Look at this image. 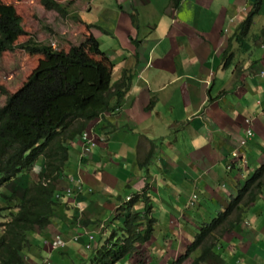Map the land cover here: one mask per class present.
<instances>
[{
    "label": "crops",
    "instance_id": "obj_1",
    "mask_svg": "<svg viewBox=\"0 0 264 264\" xmlns=\"http://www.w3.org/2000/svg\"><path fill=\"white\" fill-rule=\"evenodd\" d=\"M87 11L90 31L110 60L106 86L124 71L134 79L121 109L89 128L96 146L88 160L79 161L80 139L66 145L65 175L81 180L84 193L65 197L70 209L64 213L77 216L84 207L92 219L107 218L129 194L148 188L153 243L143 259L120 264H264V190L242 221L236 213L215 236L204 260L203 244L189 250L202 224L223 212L264 164V0H181L177 6L173 0H90ZM154 114L163 125L143 145L138 132L160 126ZM249 129L254 138L240 147ZM153 139L156 169L144 163ZM66 181L57 186L63 196ZM57 235L63 233L52 226L36 231L25 264H40L48 256L43 241ZM80 252L70 243L54 252L52 264H81Z\"/></svg>",
    "mask_w": 264,
    "mask_h": 264
},
{
    "label": "trees",
    "instance_id": "obj_2",
    "mask_svg": "<svg viewBox=\"0 0 264 264\" xmlns=\"http://www.w3.org/2000/svg\"><path fill=\"white\" fill-rule=\"evenodd\" d=\"M39 1L47 11L62 16L67 14L66 6L56 0ZM180 1L173 0V4L177 6ZM25 34L22 18L17 13L8 11L2 14L0 58L5 52H13L17 40ZM21 47L33 55L42 56L45 65L34 72L16 94L8 95L7 102L0 107V186L17 181L42 154L47 155V162L46 170L39 175V182L27 186L22 203L8 208L14 212L9 213L6 223L0 224V264H22L23 252L30 246L27 233L35 227L44 229L60 206L56 185L63 174L67 152L61 146L60 137L66 134L72 137L89 128L102 115L119 109L134 79L125 71L112 88L106 87L104 67L88 58L99 54L97 41L92 35L84 41V46H72L63 53L33 40ZM262 172L264 169L248 187L257 183ZM147 192L148 189H144L142 199H133L115 212L114 219L120 221L121 231L125 234L118 237L117 242L110 240L98 248L91 259L93 264H116L133 254L143 259L147 243L152 238L154 222L149 216L153 206ZM139 203H143V208L134 210ZM237 210V201H234L202 231L197 244H193L190 250L221 225L229 223ZM140 215L142 222H139ZM138 224L142 230L138 229Z\"/></svg>",
    "mask_w": 264,
    "mask_h": 264
},
{
    "label": "clouds",
    "instance_id": "obj_3",
    "mask_svg": "<svg viewBox=\"0 0 264 264\" xmlns=\"http://www.w3.org/2000/svg\"><path fill=\"white\" fill-rule=\"evenodd\" d=\"M74 1H79V0H74ZM74 1H72V2L70 1L67 4H65L64 2L57 1L59 3L64 4L66 6V8H67V14L65 16L60 15L61 17H66V16L69 15V13H70L69 6L72 5L74 3ZM82 1L83 2H85V1L87 2V8H88L90 0H82ZM38 2L41 5L39 0H38ZM172 9L177 10V8H175V7H173ZM47 12H54V11H47ZM72 12H73L72 18L76 22H80V26L85 28V31L87 32V34H85V36H84V39L82 40L83 41L82 44L80 45L82 47V46H84V41L87 38L91 37V35L95 38V36L90 31L93 26H88V24H87V21H88L86 19V15L88 14L87 10H84L81 14L79 13L78 16L74 14L73 10H72ZM55 13H57V12H55ZM18 16H20V15H18ZM22 23H23V19H22ZM243 26H250V21L244 22ZM94 28H96V27H94ZM23 29H24V27H23ZM245 31H244V33H245ZM23 36H26V34L23 35ZM23 36H21V37H23ZM33 41H35L37 43H42V44L48 45L55 51L53 46H51L49 44H46L44 42H40V41H37V40H34V39H33ZM96 41H97V39H96ZM17 43H18V40H17ZM17 43H16V48H17V45H18ZM71 44H73V43H71ZM97 44H98L99 54L92 55V56L89 55L88 58L91 61L99 64L98 62H96L97 60L94 59V58H98L99 59L98 61L107 60V59L109 60V58L104 53H102L98 41H97ZM72 46L80 47L78 45L73 44V45L69 46V50H70V48ZM21 48L28 55H30V56L31 55L32 56H39L44 61V58L42 56L33 55V54L29 53L23 47H21ZM68 51H65V52H68ZM7 53H12V52H5L3 54V56L6 55ZM59 53H63V52H59ZM44 65H45V61H44ZM38 70H33V72L26 79V81L30 77H32L34 72H36ZM128 72H130V71H128ZM262 75L264 76V73H262ZM108 76H109V70L105 69V82L108 81ZM26 81L24 82V84L26 83ZM24 84L16 92H13V93L12 92H8L4 88H0V92L5 96V99H6L5 103L7 102V96L16 94L24 86ZM132 86H133V81H132L131 88L128 91L127 95L130 93V91L132 89ZM108 88H112V86H110ZM124 99H123V101H124ZM154 102L155 101L152 99L151 100V106L154 105ZM5 103H4V105H5ZM114 103L115 102H113V104ZM122 105H123V103H122ZM0 107H2V106H0ZM121 107L119 109H121ZM119 109H116L115 111H112L111 113H106V114L102 115L93 124L97 123L100 119L104 118L105 115L113 114V113L117 112ZM90 127H91V125L89 126V128ZM89 128L84 129L83 131H81L79 133H75V135H73L72 137H70L68 134H66V136H64V137L63 136L60 137L61 146H62L63 150H66L67 152H66V159H65L66 162L64 164V171H63V174L61 175V177L59 178V181L57 182L56 187L64 179H67V181H66L67 182V187L65 189H62V190H65V192L63 193L64 196L61 193L63 191L59 192L58 188H57L56 198L60 202V206L58 207L57 211H55L56 214L51 215V217L49 218V224L46 225V227L44 229H40V228L35 227L32 231L27 233V241L30 243V246L23 252L22 264H25L26 263V259L28 258L27 256H25V254H28V255L31 256V253H32L31 251H32L33 243L30 240L29 234L30 233L34 234L36 231L37 232L44 231L46 228H48L50 226L56 227V229L58 230L59 234L63 233V235H57L52 240H47V241L44 240L43 241L44 244L47 245V253L46 254H48V256L45 257V258H42V260H40L41 261L40 264H52L53 263L52 255H54V252L55 251H59V250H65L70 245V243L78 244L79 247L84 251L83 254H82V252H80L81 256L84 258L82 260L81 264H93L91 259H93V257L95 256L93 254L98 248L107 245L108 241H110V240L114 241V242H117L119 240L118 237H121L123 234H125V232L121 231L122 225H121L120 221L114 219L116 217L115 216V212H117V210L122 208L124 205H126L128 203H131L133 201V199L134 200L142 199V194H143L144 190L142 192H139V193H131V194H129V196L126 199H124V201H122L121 207L119 206L107 218L98 217L96 219H92V218L88 217L87 208H84V207L78 208V212L79 213H78L77 216L67 215V214L64 213V210L70 209V207H69L70 205L64 203L62 200L65 197L72 198L74 195L75 196L76 195L80 196V195H82L84 193V184H83V182L81 180H77L75 176H66L65 175V167H66V165H67V163L69 161L70 155H71L69 146L67 147L66 145L68 144V142L74 141L76 139H80V142H81L82 146H81V152L79 154V161L80 162H82V161L84 162V161L88 160L92 156L93 149L96 146L94 141H93V133L91 132L92 128L90 130H89ZM254 135L255 134H254V132L251 129L246 130L244 139L240 141V147L245 146L248 141H250V140H252L254 138ZM155 148H152L149 153L150 154L151 153L154 154ZM232 157H233V159H236L238 157V154L237 153H233ZM152 159H153V155H151V156L149 155V156H147V158H146L144 163L147 164V165L152 164V162H153ZM46 162H47V155L46 154L45 155L42 154L36 161H34L33 164H31L27 169L24 170V172L20 175V177L18 178L17 181H15L13 184L10 183V184H7V185H1L0 186V224L6 223L9 220V216H10L9 213L10 212H14V211L9 210L8 208H12V207H15V206L18 207V205L20 203H22V200H23V197H24L23 192L25 191L27 186H32V185H35V184H37L39 182L40 173L46 170V168H45V163ZM262 169H264V164L261 165L259 168H257L255 170L254 174L245 182L244 185L239 186L237 188V191L235 192V194L232 196L231 200L229 201V204H228L227 208L223 212H221L220 214H222L226 210H228L230 205L234 201H237V208H238L237 213H239V215H240V218H239L238 222H240V221H242L244 219L245 213L248 210L249 205L255 200L256 195L261 194L263 192V190H264V172H262V175H261L260 179L257 181L258 184L256 183V184L248 187L249 183L254 179V177ZM228 170L230 171L231 167H229ZM33 172H35L36 178L31 179L30 174L33 173ZM34 181H36V183H34ZM197 200H198L197 196L194 195L192 197L191 201H192V203H195V202H197ZM139 204H143V203H139ZM138 205L134 206V210L140 211L143 208V207H141V209H137ZM73 207L74 206H72L71 211H72ZM142 212L143 211H141V213ZM152 212H153V210H152ZM219 215H217V217ZM234 217H235V214H234ZM234 217H230V219L233 220ZM150 218H152L154 220V222L152 223V229H153V232H154V226H155L156 220L152 216H150ZM216 218L213 219V221L211 223H209V224H202V226L200 228V231L197 234L193 244H197L198 238L201 236L202 231L205 228L210 227L214 223V221H216ZM1 219H4V220L1 221ZM142 220H143V217H142V215H140L139 222L140 221L142 222ZM94 224H96V226H94ZM227 224L228 223L221 225L218 230L213 231L212 233H210V235L205 240L201 241L198 245H196L194 250L200 249L201 245L203 244V251H202L203 255L200 258L201 261L204 260L206 258V256L209 254V252L211 250V247L214 245L213 243H214V240H215V236H219L222 233L226 232V225ZM138 229L142 230L141 225L138 226ZM153 232H152V238H153ZM65 233H68V236H66ZM152 238L147 243L148 245L153 243V241H152L153 239ZM193 244L189 248H191L193 246ZM140 248H141V246L138 247V249H140ZM194 250H191V251H194ZM135 256L136 255L133 254L131 257H129L127 259H124V260H122V261H120V262H118L116 264H120L122 262L129 261Z\"/></svg>",
    "mask_w": 264,
    "mask_h": 264
},
{
    "label": "rangeland",
    "instance_id": "obj_4",
    "mask_svg": "<svg viewBox=\"0 0 264 264\" xmlns=\"http://www.w3.org/2000/svg\"><path fill=\"white\" fill-rule=\"evenodd\" d=\"M57 1L67 4L68 2H72L74 0ZM69 9V15L66 17H61L55 12H47L39 4L38 0H0V15L5 14V12L8 11L17 13L22 17L23 27L27 33L26 36L20 37L18 39V45L14 52L7 53L2 58H0V88H4L8 92H16L31 75L33 70H38L44 65V61L41 57L32 55L30 56L21 48V45L25 42L33 39L44 42L53 46L55 52H65L69 50L70 45L75 44L80 46L82 44V40L84 39V36L87 34V32L85 31V28L80 26V22H76L72 18V10L74 11V14L78 16L79 13L81 14L84 10L88 9L87 2H83L82 0L74 1V3L69 6ZM247 28L248 26H242L239 30L241 33H244ZM94 59H96V62H98L106 70H109V64L106 60L98 61V58ZM5 100V96L0 92V106L4 105ZM154 118H158V123L160 126L154 128L152 123V125H150L145 130L138 132L139 142L141 141L143 145L146 144L143 141L144 138H149L151 135V130L158 133L160 127L163 125L160 116L154 114ZM156 145L157 142H155L153 139V141H151V143L147 144L146 146L147 148H149V146L155 148ZM150 165H152V169H156L153 164H149V166ZM30 176L31 179L36 178L35 172L31 173ZM87 213L89 214V212ZM143 214L144 213L142 212V215ZM3 220L4 219H1V221ZM94 226H96V224H94ZM32 235L33 233H30L29 237L31 238ZM148 249H146L145 252ZM25 256L31 258V256L28 254H25Z\"/></svg>",
    "mask_w": 264,
    "mask_h": 264
}]
</instances>
